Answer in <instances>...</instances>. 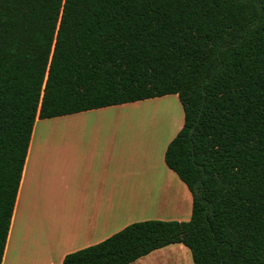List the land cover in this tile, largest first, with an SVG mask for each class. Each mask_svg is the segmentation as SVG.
I'll use <instances>...</instances> for the list:
<instances>
[{"label": "trees", "instance_id": "1", "mask_svg": "<svg viewBox=\"0 0 264 264\" xmlns=\"http://www.w3.org/2000/svg\"><path fill=\"white\" fill-rule=\"evenodd\" d=\"M176 95L163 160L187 221L131 223L62 264H264V0H0V264L36 119Z\"/></svg>", "mask_w": 264, "mask_h": 264}, {"label": "crops", "instance_id": "2", "mask_svg": "<svg viewBox=\"0 0 264 264\" xmlns=\"http://www.w3.org/2000/svg\"><path fill=\"white\" fill-rule=\"evenodd\" d=\"M38 121L30 136L1 264H62L65 255L98 244L149 213L148 202L139 197L140 188L146 195L151 189L153 196L155 166L148 151L124 145L116 129L37 130ZM160 170L164 189L175 174L165 164ZM182 185L179 202L188 205L190 193ZM181 247L169 245L130 264H193Z\"/></svg>", "mask_w": 264, "mask_h": 264}, {"label": "rangeland", "instance_id": "3", "mask_svg": "<svg viewBox=\"0 0 264 264\" xmlns=\"http://www.w3.org/2000/svg\"><path fill=\"white\" fill-rule=\"evenodd\" d=\"M182 124V107L177 96L171 94L112 106L105 112L91 110L81 114L43 119L39 120L36 126L37 130L45 127L116 129L124 145H130L140 153L148 151L149 159L154 162L153 196L151 189L149 191L146 189L148 195L145 190L139 189L140 199L149 204V213L140 216L139 219L187 221L191 215V195L188 205L179 202L183 197L180 188L183 186L182 183L171 173L169 185L163 189L161 188L163 175L160 172V168L164 166L165 148ZM181 248L189 254L187 248ZM189 258L191 262V257Z\"/></svg>", "mask_w": 264, "mask_h": 264}]
</instances>
